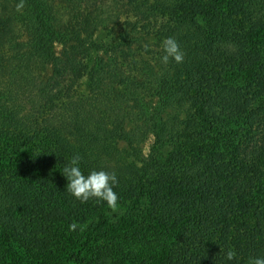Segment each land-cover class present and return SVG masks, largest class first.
Listing matches in <instances>:
<instances>
[{"label":"trees","instance_id":"16d2710c","mask_svg":"<svg viewBox=\"0 0 264 264\" xmlns=\"http://www.w3.org/2000/svg\"><path fill=\"white\" fill-rule=\"evenodd\" d=\"M129 2L148 24L167 18L164 38L178 41L184 61L163 63L161 51L137 78L115 60L123 57L100 56L90 94L58 104L74 70L55 45L68 34L47 0H23L19 10L21 0H0V264H247L264 256V0ZM74 154L85 174L116 173L118 203L128 205L116 221L89 223L106 202L81 203L66 191L62 170ZM73 222L85 230L71 231Z\"/></svg>","mask_w":264,"mask_h":264},{"label":"rangeland","instance_id":"374dc122","mask_svg":"<svg viewBox=\"0 0 264 264\" xmlns=\"http://www.w3.org/2000/svg\"><path fill=\"white\" fill-rule=\"evenodd\" d=\"M47 1L51 5L57 26L68 34L64 43H56V53L66 68L74 70L73 73L67 72L62 79L64 95L59 99L58 104L73 98H86L90 94L89 71L96 58L100 56H115L117 58L119 55L124 60H115L120 64L122 62L125 64L126 74L132 76L137 74L136 77L139 78L140 70L144 67L142 62H155L156 54L164 51L162 42L165 39L163 31L167 18L162 16L150 18L152 21L148 24L142 14L135 13L136 11L129 0ZM76 34L79 39L85 40L86 46L89 43L93 44L90 51L87 52L83 49L84 47L76 39ZM102 47L109 48L110 52H106ZM52 70V66L48 65L41 76L45 75L46 79L53 72ZM127 70H130V73ZM99 110L100 112L97 111V114L104 113L103 108ZM135 118V115L127 114L126 126L128 129L135 126ZM118 143L121 149L130 150L126 141ZM153 143L154 135L147 134L141 143L144 155L149 153ZM172 149L173 147H169L166 151L169 152ZM130 160L137 162L133 157ZM127 206V204L118 203L116 209L110 207L99 209L91 215L89 223L100 221L105 217L116 221L124 215Z\"/></svg>","mask_w":264,"mask_h":264},{"label":"clouds","instance_id":"9594fccd","mask_svg":"<svg viewBox=\"0 0 264 264\" xmlns=\"http://www.w3.org/2000/svg\"><path fill=\"white\" fill-rule=\"evenodd\" d=\"M23 7V0L18 5V10ZM164 55L162 62L168 63L170 59L177 64L184 61V52L178 41L174 37H167L163 40ZM82 157L74 154L65 164L62 172L67 179L66 191L81 203H86L91 199L106 202L107 206L116 209L118 206L119 195L114 191L118 185V178L115 172H108L103 169L92 170L87 174L81 168ZM84 225L73 222L69 225L71 231L77 228L81 232L85 230ZM237 258V253L233 249H228L225 255L227 261H233ZM247 264H264V256L250 257Z\"/></svg>","mask_w":264,"mask_h":264}]
</instances>
